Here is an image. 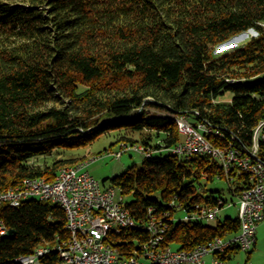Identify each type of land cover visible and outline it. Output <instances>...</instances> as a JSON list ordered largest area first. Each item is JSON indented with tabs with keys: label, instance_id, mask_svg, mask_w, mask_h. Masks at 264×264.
Masks as SVG:
<instances>
[{
	"label": "trees",
	"instance_id": "trees-1",
	"mask_svg": "<svg viewBox=\"0 0 264 264\" xmlns=\"http://www.w3.org/2000/svg\"><path fill=\"white\" fill-rule=\"evenodd\" d=\"M249 31L244 45L217 51ZM178 114L208 123L219 134L207 136L215 146L250 147L264 120V0H0V191L25 178L51 181L81 159L41 166L35 159L123 130L118 142L154 154L101 184L116 190L136 220L150 208L160 215L164 247L192 250L235 235L237 216L214 227L178 219L195 206L223 207L221 191L209 184L225 181L235 199L251 185L235 169L225 175L210 156L169 153L181 141ZM258 156L264 159V144ZM0 219L15 232L0 237V264H17L68 235L63 210L34 198L4 206ZM147 239L131 228L110 242L129 257ZM56 261L51 254L41 264Z\"/></svg>",
	"mask_w": 264,
	"mask_h": 264
},
{
	"label": "built area",
	"instance_id": "built-area-1",
	"mask_svg": "<svg viewBox=\"0 0 264 264\" xmlns=\"http://www.w3.org/2000/svg\"><path fill=\"white\" fill-rule=\"evenodd\" d=\"M181 117V141L167 151L180 158L192 155L210 156L222 169L225 175L235 169L248 176L251 185L237 197V219L239 230L235 235L219 238L198 246L192 250L177 251L163 246L166 223L148 209L144 219L136 220L133 215H125V202L114 188L103 187L101 182L94 179L88 172V166L97 157L85 161V170L74 174H62L58 182L40 181L27 182L23 179L20 184L11 187L0 197L13 200V207L29 200V196H45V202L55 204L63 202L68 207L65 215V229L69 244H62L57 239L52 245L36 248L33 253L19 256L15 259L24 260L29 264L37 262V254L47 253V250L61 252V261L53 264H205L204 258L210 256L213 264H222L220 255L230 249L249 252L256 241V231L263 220L264 212V159L258 156L260 144H264V121H260L252 134L250 147L237 148L234 146H215L208 140V135L219 134L208 123L191 122L186 114ZM134 152L144 158L154 154V150L141 144L123 143L120 152L106 155L120 158L123 153ZM78 161L75 163L77 165ZM170 206L175 210L182 208L180 203L171 201ZM229 206V205H228ZM3 205H0V211ZM220 212L218 206L200 207L182 211L178 219H188V222H209L217 219ZM168 216L167 213L163 214ZM173 219H176L173 217ZM127 227H137L146 231L148 239L137 252L125 257L111 245V238L126 231ZM7 231L0 219V235Z\"/></svg>",
	"mask_w": 264,
	"mask_h": 264
},
{
	"label": "rangeland",
	"instance_id": "rangeland-1",
	"mask_svg": "<svg viewBox=\"0 0 264 264\" xmlns=\"http://www.w3.org/2000/svg\"><path fill=\"white\" fill-rule=\"evenodd\" d=\"M253 36V32H245L237 35L231 39L228 43L217 48V51H223L226 49H231L232 47L242 46ZM231 95H227V98H230ZM149 115H161L160 111H157L153 108H147L145 110ZM191 122L194 120L190 119ZM124 135L123 130H113L108 133H105L99 136L94 142H92L87 147L73 149L69 151H59L58 153H53L50 156L39 157L35 159L37 165H50L56 160L59 159H68V158H80L90 159L92 157H97V159L91 163L87 172L96 180L102 182L106 179L119 176L124 173L129 167L135 165L139 166L143 160V157L134 152L123 153L120 158L114 159L113 156L106 155L108 152L117 153L120 152V142H118L120 136ZM208 188L211 190L221 191V198L223 201H226L223 207L220 209L217 219L214 221L205 222V225L216 226L218 222H223L226 218H234L237 216V206L236 199L228 193V184L225 181L215 182L209 184ZM216 196V195H215ZM229 205V206H228ZM178 217H181L182 214H177ZM7 232V231H6ZM4 235V234H3ZM1 236V235H0ZM41 247V246H40ZM39 248V247H37ZM254 255L251 254V256ZM50 256V255H49ZM47 258V257H46ZM241 258V259H240ZM260 257H254L252 261L246 262V254L242 251H239L234 258H232L227 264H260Z\"/></svg>",
	"mask_w": 264,
	"mask_h": 264
},
{
	"label": "bare ground",
	"instance_id": "bare-ground-1",
	"mask_svg": "<svg viewBox=\"0 0 264 264\" xmlns=\"http://www.w3.org/2000/svg\"><path fill=\"white\" fill-rule=\"evenodd\" d=\"M174 121H175L177 133L181 137L182 135L181 117H174ZM261 121H264V120H261ZM258 125L259 123L256 125V127H258ZM123 143L124 142H121L120 145H122ZM89 160L90 159H82L78 161L77 165L73 164L69 166L60 167L57 170L56 175L53 178V180H51V182H58L59 177L62 176V174H74L75 172H81V170H85V161H89ZM42 179L43 178H27V182L40 181ZM10 189L11 188L0 191V196L1 194L6 193ZM32 198L45 202V196H38V195L29 196V199H32ZM0 205H3V207L4 206L13 207V200L9 197H0ZM56 205H58L63 210L65 215H68V207L64 206L63 202H56ZM125 215H132L131 211L127 207H125ZM179 220L183 222H188V219H179ZM237 220H238V225H239V219ZM131 228H137V227H127V230ZM62 244H69V237H67L66 239H63ZM51 254H56L57 261H61V252L57 250H47V253L37 254V262H42L44 258L48 257ZM14 262L17 264H29L28 262H25L24 260H19V259H14Z\"/></svg>",
	"mask_w": 264,
	"mask_h": 264
},
{
	"label": "crops",
	"instance_id": "crops-1",
	"mask_svg": "<svg viewBox=\"0 0 264 264\" xmlns=\"http://www.w3.org/2000/svg\"><path fill=\"white\" fill-rule=\"evenodd\" d=\"M263 216H264V212H263ZM235 218V217H234ZM239 251H237L232 258L235 257V255L238 253ZM244 253V252H243ZM251 256V254H253ZM246 254V262H250L253 260V258L256 256L260 257V261L261 263L260 264H264V218L263 220L259 223L258 225V228H257V231H256V241H255V244L253 246V248L245 253ZM231 258V259H232ZM230 259V260H231ZM241 259V258H240ZM230 260H227L225 261L224 263L222 264H227ZM204 261H205V264H213L212 262V258L210 256H207L204 258Z\"/></svg>",
	"mask_w": 264,
	"mask_h": 264
},
{
	"label": "water",
	"instance_id": "water-1",
	"mask_svg": "<svg viewBox=\"0 0 264 264\" xmlns=\"http://www.w3.org/2000/svg\"><path fill=\"white\" fill-rule=\"evenodd\" d=\"M14 235H15V232L10 229V230H7V232L4 235H1L0 237L2 239H11L14 237Z\"/></svg>",
	"mask_w": 264,
	"mask_h": 264
}]
</instances>
